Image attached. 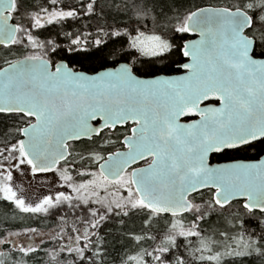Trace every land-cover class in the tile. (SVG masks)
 Returning <instances> with one entry per match:
<instances>
[{
  "label": "snow or ice",
  "instance_id": "obj_1",
  "mask_svg": "<svg viewBox=\"0 0 264 264\" xmlns=\"http://www.w3.org/2000/svg\"><path fill=\"white\" fill-rule=\"evenodd\" d=\"M46 4L21 15V0H0V45L32 49L22 59L6 60L7 67L0 68V113L15 115L26 125L15 129L22 138L0 149V199L25 214L47 215L65 204L74 212H86V217H77L82 229L73 224L71 234L66 233L68 225L61 218L62 226L52 237L60 241L49 253L52 260L65 255L66 264H102L100 226L113 215L127 217L133 212L143 214L144 227L149 230L155 221L165 219L167 231L158 243L150 231L129 234L140 250L128 255L122 264H150L149 257L151 264H169L167 257L179 249L178 237L189 245L190 238H196L197 246L191 253L199 264H222L225 257L264 254L260 246L264 232L255 238L238 217L230 221L233 229H239L234 235L219 233L226 242L222 251L217 250L215 239L199 230V221L214 211H226L234 200H243L242 207L250 216L259 213L264 227V158L257 163L216 166L208 162L209 153H237L264 146V0H236L224 7L197 8L176 17L175 33H195L199 39L183 47L189 62L180 66L186 75L155 79H140L127 64L92 76L73 71L65 63L52 70L51 61L41 50L53 42H41L32 30L76 18L78 12L75 8L65 10L60 0H46ZM96 4L97 0L82 3L84 14H93ZM132 8L137 18L151 11L135 3ZM130 39L133 48L152 56H162L172 47L156 34L138 32ZM71 43L79 46L80 37ZM101 43L95 40L97 46ZM205 101H216L219 107L201 108ZM181 116L200 119L181 124ZM90 121L102 123L93 127ZM128 122L134 127L122 142L126 152L109 153L107 158L99 152L80 157L98 164V171L75 170L80 177L76 183L69 167H58L61 162L77 164L69 141L91 140L104 129ZM141 160L149 161L147 167L128 171ZM25 165L33 176L56 173L63 182L60 187H67L72 194L57 191L54 197L45 195L35 204L26 202L12 186L11 170L22 173ZM201 189L214 190L206 208L190 199ZM185 214L195 217L189 227H185ZM146 241L155 247L143 248ZM10 243L12 251L22 258L39 251L31 243L25 246L7 237L0 239V245ZM6 255L0 252V257ZM0 264H4L3 259ZM14 264H24L23 259ZM173 264H186V260L177 255Z\"/></svg>",
  "mask_w": 264,
  "mask_h": 264
},
{
  "label": "trees",
  "instance_id": "obj_2",
  "mask_svg": "<svg viewBox=\"0 0 264 264\" xmlns=\"http://www.w3.org/2000/svg\"><path fill=\"white\" fill-rule=\"evenodd\" d=\"M87 2L89 0H60V4L65 10L75 8L78 12L77 17L53 25H46L43 29L32 30L41 42L46 43L49 40L53 42L52 45L46 44V49L41 50L45 54V59L53 64L64 61L73 70L88 74L115 67L119 63H128L135 75L154 77L178 74L177 67L185 61L182 49L189 37L186 33L174 32L176 17H183L187 12L195 11L197 8L224 7L235 3L236 0H97L95 12L91 15H85V9L81 7V4ZM133 3L150 9V13L147 16L137 18L136 12L132 8ZM41 5L48 6L46 0H21V15L26 11H38ZM17 19H20V16ZM115 31L120 32L121 35H112ZM138 32H143L145 36L160 35L172 45L170 51L162 56L141 53L131 46L130 38H135ZM77 36L81 39L79 46L71 43ZM96 39L102 41L99 46L95 44ZM52 47H55V52L51 51ZM259 51L260 49H257V54ZM31 52L30 47L25 48L22 45L10 48L1 47L0 68L6 65V60L22 59ZM21 126L26 125L17 116L0 114V149L4 148L5 145L10 146L20 138L15 129ZM120 132L121 130L118 129L114 134L103 131L100 136L94 137L90 141L69 144V151L73 153L77 164L68 166L63 162L59 167H69L74 182L79 183L80 177L76 175L75 170L97 171L98 165L90 160H81L80 157H88L91 152H99L106 157L121 145L122 133ZM82 145L87 146L81 148ZM263 153L264 146L258 145L255 148H249L247 151L213 155L211 162L255 160ZM62 191L66 194H72L67 187H63ZM101 194L103 195V193ZM211 197L212 191L204 190L193 194L190 199L206 208L207 203L211 202ZM93 207L99 206L93 205ZM82 215L86 217L87 214L86 212L81 213L79 209L74 212L68 208L67 204L51 209L47 215L25 214L19 212L11 202L0 199V239L5 238L9 233L34 228L37 231L32 235L38 242L32 245L39 248L35 254L22 258L19 252L12 251L11 243L0 245V252L8 254L0 257V259L4 260V264H14L15 261H21V259H23L24 264H66L67 256L61 255L54 262L49 255L51 251L58 248L60 243L58 240H53L52 237L62 226L61 218L68 225L65 229L66 233L71 234V225L73 224L82 229L83 226L77 219ZM234 217L243 220L244 228L249 233H255V238L259 239L261 233L264 232V227L260 225V214L256 213L255 216H250L243 209L240 201L232 202L226 211H214L207 219L199 221V230L204 236L215 239L218 242L217 250L222 251L226 242L219 233L228 232L231 236L239 230L230 226V221L235 222ZM167 219L170 220L171 217ZM194 219L193 215L185 214V227L189 226ZM143 220L142 213L133 212L127 217L113 215L102 223L98 232L99 237L102 238V264H122V260L126 259L128 255H134L140 250V247L129 238V234H142L150 231L151 234L157 236L156 243L159 242L160 237L167 231L165 219L155 221L150 230L144 227ZM190 239L191 245L184 238H177L179 249L178 251L173 250L171 255L167 257L169 264H173L177 255L183 256L186 264H199L197 260L193 259L191 253L192 248L197 246V240L194 237ZM41 240L44 241L43 244ZM64 242H67V236H65ZM260 246L264 248V240L261 241ZM142 247L151 250L152 247H155V243L146 241L142 243ZM147 259L151 264V258ZM222 264H264V254L257 255L254 253L247 257H225Z\"/></svg>",
  "mask_w": 264,
  "mask_h": 264
},
{
  "label": "rangeland",
  "instance_id": "obj_3",
  "mask_svg": "<svg viewBox=\"0 0 264 264\" xmlns=\"http://www.w3.org/2000/svg\"><path fill=\"white\" fill-rule=\"evenodd\" d=\"M86 146L87 145H82L81 148H86ZM5 155H7V152ZM2 160L3 157H0V161ZM12 163L15 164L16 161H12ZM4 167H8L7 161H4ZM21 167L22 173L15 168L11 169L13 172L12 186L18 196L23 197L26 202L35 204L45 195H52L54 197L57 191H62L60 185L63 182L60 181L59 176L56 173H37L33 176L30 168L26 165ZM18 233H20L19 236L6 235V237L17 244H24L25 246H27L28 243L34 244L38 242L31 232L26 233L24 230Z\"/></svg>",
  "mask_w": 264,
  "mask_h": 264
},
{
  "label": "water",
  "instance_id": "obj_4",
  "mask_svg": "<svg viewBox=\"0 0 264 264\" xmlns=\"http://www.w3.org/2000/svg\"><path fill=\"white\" fill-rule=\"evenodd\" d=\"M202 8H206V7H202ZM186 35L189 37V39L183 44V47H184V45L186 44V43H190L191 41H193V40H198L199 39V36H198V34H195V33H186ZM1 47H3L2 45H0V48ZM4 48V47H3ZM182 54H183V49H182ZM183 58H184V60H185V62L184 63H187V62H189V59L187 58V57H185L184 55H183ZM59 63H65V64H67L66 62H64V61H59V62H57V63H55L54 65H52L53 67H52V70H54L55 69V65L56 64H59ZM123 64H127L128 66H130L131 67V65L130 64H128V63H119V64H117L115 67H111V68H107V69H104V70H100V71H98V72H96V73H93V74H88V73H85V72H83V73H85L86 75H89V76H92V75H97L98 73H100V72H103V71H108V70H113V69H115V68H119L121 65H123ZM68 65V64H67ZM5 67H7V65H5V66H3L2 68H5ZM132 68V67H131ZM72 69V68H71ZM178 69L180 70V73L179 74H173V75H157V76H154V77H139L140 79H155V78H157V77H165V78H172V77H179V76H183V75H186V71L181 67V66H179L178 67ZM73 70V69H72ZM73 71H75V70H73ZM78 72H81V71H78ZM133 74H134V72H133ZM135 75V74H134ZM137 76V75H136ZM207 106H214V107H219V103L218 102H216V101H205L204 103H202L201 105H200V107L201 108H203V107H207ZM0 114H2V113H0ZM6 115H9V114H6ZM200 118H199V116H181L180 118H179V122L181 123V124H191V123H193V122H195V121H198ZM34 122V121H33ZM90 123L92 124V126L93 127H100V125H101V123L102 122H100V121H90ZM127 124H130V125H132L133 127H134V125L131 123V122H128ZM126 125V124H125ZM125 125H117L116 126V128H121V127H124ZM104 130H107V129H104ZM103 130V131H104ZM110 130H114V129H110ZM131 135V134H130ZM94 137H97V136H93L92 138H94ZM20 138H22V137H20ZM80 141H90L89 139H87V138H82ZM76 142H79V141H69V144H71V143H76ZM123 144V143H122ZM124 146V145H123ZM127 151V149L124 147V150H122V151H117V152H126ZM114 153H116V152H114ZM216 154H218V153H209V156H208V162H209V164L210 165H212V166H216V165H223V164H229V163H234V162H251V163H257V162H259L260 161V159H262V158H264V153L261 155V156H259L257 159H255V160H235V161H227V162H218V163H216V162H214V163H212L211 162V157L213 156V155H216ZM107 158V157H106ZM142 161H147V160H141V161H138V162H136V163H134V164H131L130 166H129V168H131V167H133L134 165H137V164H139V163H141ZM103 162V161H102ZM101 162V163H102ZM61 163H63V162H61ZM59 167V166H58ZM144 167H147V165L146 166H144ZM128 168V169H129ZM142 168V167H141ZM97 170H98V166H97ZM204 190H209V189H201L199 192H201V191H204ZM212 191H214V190H212ZM199 192H196V193H199ZM196 193H192L191 195H193V194H196ZM234 201H241L242 202V204H243V200H234ZM234 201H232V202H234ZM241 204V205H242Z\"/></svg>",
  "mask_w": 264,
  "mask_h": 264
},
{
  "label": "flooded vegetation",
  "instance_id": "obj_5",
  "mask_svg": "<svg viewBox=\"0 0 264 264\" xmlns=\"http://www.w3.org/2000/svg\"><path fill=\"white\" fill-rule=\"evenodd\" d=\"M185 62V61H184ZM183 62V63H184ZM182 63V64H183ZM181 64V65H182ZM52 65H54L53 63H52ZM179 67V66H178ZM178 67H177V69H178ZM179 70V69H178ZM179 73H180V70H179ZM178 73V74H179ZM133 126L132 125H130V124H126L124 127H121V128H115L114 130H110V129H107V130H104V132H109L110 134H114L115 133V131L118 129V130H121V132L120 133H122L121 134V138H120V146L117 148V149H115L112 153H114V152H117V151H122V150H124V146H123V144H122V142H123V140H124V137L125 136H127V135H130L131 134V128H132ZM108 155H106V157H107ZM105 157V158H106ZM102 162V161H101ZM100 162V163H101ZM148 163H149V161H142L141 163H139V164H137V165H134L133 167H131V168H129L128 169V171L129 172H131L132 171V169H134V168H141V167H144V166H146V165H148Z\"/></svg>",
  "mask_w": 264,
  "mask_h": 264
}]
</instances>
